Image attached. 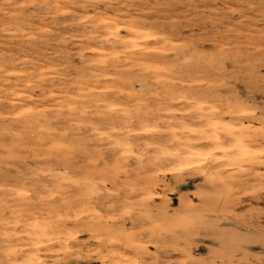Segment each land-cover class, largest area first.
<instances>
[{"label": "rangeland", "instance_id": "rangeland-1", "mask_svg": "<svg viewBox=\"0 0 264 264\" xmlns=\"http://www.w3.org/2000/svg\"><path fill=\"white\" fill-rule=\"evenodd\" d=\"M0 264H264V0H0Z\"/></svg>", "mask_w": 264, "mask_h": 264}]
</instances>
